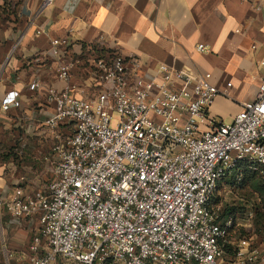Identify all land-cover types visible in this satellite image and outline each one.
<instances>
[{"label":"built area","instance_id":"built-area-1","mask_svg":"<svg viewBox=\"0 0 264 264\" xmlns=\"http://www.w3.org/2000/svg\"><path fill=\"white\" fill-rule=\"evenodd\" d=\"M84 49L90 92L76 96L81 58L69 37L50 43L64 82L49 89L54 110L42 124L52 150L44 175H20L0 200L13 221L36 225L14 264H230L225 245L254 212L222 219L214 198L227 177L238 185L244 169L264 174V58L256 98L226 123L209 114L220 93L210 73L150 72L137 56ZM19 105L17 91L2 102ZM14 153L23 160L24 146ZM236 246L233 264L257 261L246 237Z\"/></svg>","mask_w":264,"mask_h":264},{"label":"crops","instance_id":"crops-1","mask_svg":"<svg viewBox=\"0 0 264 264\" xmlns=\"http://www.w3.org/2000/svg\"><path fill=\"white\" fill-rule=\"evenodd\" d=\"M40 6L41 0H0V200L11 196L20 175H44L54 143L42 125L54 110L48 92L64 87L50 52L54 38L69 37L71 53L81 58L72 79L76 96L90 92L84 46L94 44L104 52L137 56L150 72L166 64L210 73L220 93L209 114L226 123L256 98L264 0H55L44 10ZM35 79L42 87L31 90ZM10 91L18 92L20 105L4 110ZM21 146L23 160L14 153ZM0 209L7 228L27 223Z\"/></svg>","mask_w":264,"mask_h":264},{"label":"rangeland","instance_id":"rangeland-1","mask_svg":"<svg viewBox=\"0 0 264 264\" xmlns=\"http://www.w3.org/2000/svg\"><path fill=\"white\" fill-rule=\"evenodd\" d=\"M85 72L84 77H87L88 70ZM216 196L222 217L235 216L248 207L253 210L250 226L240 232L234 228L231 235L235 239L246 237L250 241V247L257 250L258 259L255 264H264V179L253 176L241 186L223 182L219 185ZM5 218L4 211L0 209V264H14L19 258L18 252L27 249L36 225L27 222L20 227L7 228ZM12 237L19 242L11 240Z\"/></svg>","mask_w":264,"mask_h":264},{"label":"trees","instance_id":"trees-1","mask_svg":"<svg viewBox=\"0 0 264 264\" xmlns=\"http://www.w3.org/2000/svg\"><path fill=\"white\" fill-rule=\"evenodd\" d=\"M253 176H259L260 178L264 179V174H259L258 172L249 171L247 169H244L243 170V181L240 182L238 185L235 184V182L233 180V176L227 177L223 182L232 183L234 186H241L243 184V182H245L247 179H249V178H251ZM214 200L216 201V203H219V200H218L217 196L214 198ZM221 218L224 219L226 217H222V213H221ZM236 228H237V232H240L241 230H245V227H242V226H239V227H236ZM235 233H236V231H235ZM240 239H242V238L235 239L231 235L230 236V242L225 245L227 259L229 260L230 264H233L235 262V260H236V257H237V246H236V244H237V242ZM251 249L253 250L252 247H251ZM255 263H248V264H255Z\"/></svg>","mask_w":264,"mask_h":264}]
</instances>
